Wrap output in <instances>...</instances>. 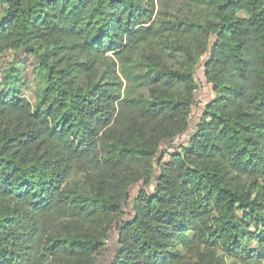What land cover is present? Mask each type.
Returning a JSON list of instances; mask_svg holds the SVG:
<instances>
[{
  "label": "trees",
  "instance_id": "16d2710c",
  "mask_svg": "<svg viewBox=\"0 0 264 264\" xmlns=\"http://www.w3.org/2000/svg\"><path fill=\"white\" fill-rule=\"evenodd\" d=\"M6 51L0 264H264V0H0Z\"/></svg>",
  "mask_w": 264,
  "mask_h": 264
},
{
  "label": "rangeland",
  "instance_id": "374dc122",
  "mask_svg": "<svg viewBox=\"0 0 264 264\" xmlns=\"http://www.w3.org/2000/svg\"><path fill=\"white\" fill-rule=\"evenodd\" d=\"M10 65H14L19 68L20 77L22 78V82L20 81L21 83H18V87H20L19 89L20 92L23 93L24 96L32 98L34 95V89L37 86V82L33 77V73H32L33 63L29 58H26L25 54L23 53L14 54L13 51H6L0 59V96L3 95L4 92H6L8 89V83H7L8 78H7L6 69ZM195 76L199 86L194 94L195 107L193 108L191 114L192 122L196 120V117L201 111V108L203 107L204 103L208 101L212 96L211 86L205 81L204 78L203 65L201 61L199 62L196 68ZM186 138H187V134H184L175 139L169 140L167 142H163L160 145L159 151L161 152V150H163L164 148L172 149L176 147L178 143L184 142ZM141 186L142 183L134 185L127 192L123 207L125 213L123 216L124 219L132 214V209H131L132 197L134 193L137 192ZM116 226L117 223L114 229H112V231L110 232L109 239L107 240V244H106V250L104 251L102 257L100 258V264H107L110 259L111 252L114 247L113 245L116 239L115 237ZM206 259H207V254L203 253L202 255H200V257H197L194 260H192L190 264H200L201 261H205Z\"/></svg>",
  "mask_w": 264,
  "mask_h": 264
}]
</instances>
